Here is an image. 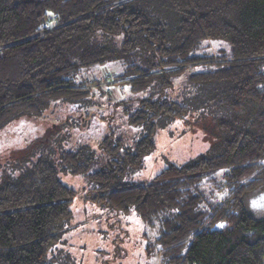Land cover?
Returning <instances> with one entry per match:
<instances>
[{
    "label": "trees",
    "instance_id": "16d2710c",
    "mask_svg": "<svg viewBox=\"0 0 264 264\" xmlns=\"http://www.w3.org/2000/svg\"><path fill=\"white\" fill-rule=\"evenodd\" d=\"M104 67L145 95L114 102L142 130L135 148L108 134L98 155L68 145L109 106ZM190 116L215 131L213 154L121 185L158 120ZM60 172L156 229L154 264H264V216L246 203L264 185V0H0V264L61 263L75 190Z\"/></svg>",
    "mask_w": 264,
    "mask_h": 264
},
{
    "label": "rangeland",
    "instance_id": "374dc122",
    "mask_svg": "<svg viewBox=\"0 0 264 264\" xmlns=\"http://www.w3.org/2000/svg\"><path fill=\"white\" fill-rule=\"evenodd\" d=\"M210 45L214 52L219 46L225 47V44L216 42ZM93 72L95 76L107 79L101 90L104 92L103 102L109 106L99 109L95 119L83 126L80 132H74L68 146L85 143L99 155L100 143L110 134L112 141L116 142L118 138L123 141V149H134L142 130L128 124L123 104L114 102L133 98L130 102L133 104L145 93L132 92L128 84L114 82L105 67ZM93 92L99 95L97 88ZM198 124L193 116L159 119L155 134L156 148L145 157L139 169L128 171L122 177L121 185L148 182L171 163L184 164L203 154L212 155L214 148L211 147L214 137H217L215 131L213 135L205 130L209 125L206 127L204 123L202 128ZM106 161L108 159L100 155V160L90 172L99 169ZM59 176L65 184L74 188L75 196L72 202L73 217L66 225L54 255L58 263H67L66 260L71 258L72 264H154V260L146 256L145 249L148 243L155 240L156 229L147 227L135 211L124 214L91 199L95 190L83 173L60 172ZM246 203L254 215L264 216V185L248 194Z\"/></svg>",
    "mask_w": 264,
    "mask_h": 264
}]
</instances>
